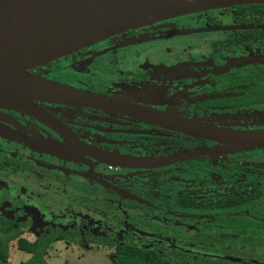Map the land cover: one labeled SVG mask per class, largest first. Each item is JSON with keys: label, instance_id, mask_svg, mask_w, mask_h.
<instances>
[{"label": "flooded vegetation", "instance_id": "flooded-vegetation-1", "mask_svg": "<svg viewBox=\"0 0 264 264\" xmlns=\"http://www.w3.org/2000/svg\"><path fill=\"white\" fill-rule=\"evenodd\" d=\"M31 72L117 100L129 111L34 101L51 123L42 115L0 108V168L20 172L33 187L46 179L81 193L66 195L79 210H56L29 185L17 191L0 179V216L21 236L31 233L36 245L50 240L47 250L80 240L113 247L116 257L118 246L133 243L164 247L167 258L172 249L222 264H264V147L181 160L176 157L222 145L168 129L184 121L233 132L264 131V3L126 30ZM145 110L161 112L165 120L157 121L165 126L138 118ZM83 149L159 165L123 168L99 162ZM184 196L192 197L186 202L193 206L179 209ZM155 210L168 216L149 219ZM189 218L191 226L184 220Z\"/></svg>", "mask_w": 264, "mask_h": 264}, {"label": "water", "instance_id": "water-1", "mask_svg": "<svg viewBox=\"0 0 264 264\" xmlns=\"http://www.w3.org/2000/svg\"><path fill=\"white\" fill-rule=\"evenodd\" d=\"M264 0H0V108L54 119L34 101L128 112L117 100L44 79L31 71L76 50L126 30L168 18ZM144 122L159 123L161 112L137 113ZM166 121L158 125L164 127ZM170 130L215 141L221 147L188 152L176 158L234 153L264 147V131L233 132L184 121ZM99 162L120 167L150 168L157 161H118L85 150ZM215 151V152H214Z\"/></svg>", "mask_w": 264, "mask_h": 264}, {"label": "rangeland", "instance_id": "rangeland-1", "mask_svg": "<svg viewBox=\"0 0 264 264\" xmlns=\"http://www.w3.org/2000/svg\"><path fill=\"white\" fill-rule=\"evenodd\" d=\"M61 76L66 77V72H62ZM76 81L79 82L80 79ZM31 154L34 155V153H31ZM57 161L60 163L62 162L60 159H57ZM102 172L108 175L111 174L107 170H102ZM23 177L24 176L20 172H18L15 175H11L7 171H3L0 168V179L10 182L11 186L14 187L15 190L17 191L19 189L21 190V188H25L24 186L29 185L30 189L28 190H32L38 193L43 198L41 199V201L47 200L49 201L50 205H55L56 210L61 206H65L74 211L79 210V207H77L74 203H72L66 196L72 193L81 195V193H78L77 191H75V189L60 185L58 183H55V182H52L46 179H40L39 181L40 184L35 185V187H33L32 185H30V183L28 184L26 182L27 179ZM70 177L75 180H79V181L84 180L83 178L75 176L74 174L70 175ZM31 180L33 184L34 179H31ZM87 182L88 181H86V183ZM81 212L82 213L86 212L90 214L89 210L87 209L86 210L83 209ZM149 214H150L149 219H154V220H157L158 222L163 221L162 219H160L163 216H168L166 215L167 213L161 210H155L154 213L149 212ZM154 216H158V217L155 218ZM100 218L102 217H99V219ZM173 218H176V220L181 219V217L179 216H174ZM184 220H185V223H188L189 226L194 224V219L192 218L184 219ZM120 226H123V224L120 223ZM142 235L144 237L151 238L150 236H145L144 234H141V236ZM241 241L243 240L241 239ZM36 242H37V238L28 232L20 236L15 241H12L9 244L8 264H20V263L27 262L31 257V254L29 251L36 246ZM114 255H115V250L113 247L90 246L87 244H82L80 240H77V242H75L74 244L55 243L53 245H50V247L47 250L46 255L44 256V260L46 264H115Z\"/></svg>", "mask_w": 264, "mask_h": 264}, {"label": "trees", "instance_id": "trees-1", "mask_svg": "<svg viewBox=\"0 0 264 264\" xmlns=\"http://www.w3.org/2000/svg\"><path fill=\"white\" fill-rule=\"evenodd\" d=\"M186 200L192 201V197L184 196L179 201L182 204L179 209L187 207V205L193 206L189 205ZM21 234L20 230H15L12 227L11 221L0 216V264H8L9 244L18 239ZM197 239L206 243L211 242V239L202 235H198ZM214 241L216 240H213L212 243ZM49 243L50 240L48 239L40 241L38 245L29 251L31 254L30 259L20 264H46L44 256L47 253ZM163 249L165 248L160 246L140 247L137 244L125 243L116 248L115 264H222L218 260L205 259L201 256L192 257L187 253L172 249L170 250V258H167L164 255ZM224 264L229 263L225 262Z\"/></svg>", "mask_w": 264, "mask_h": 264}]
</instances>
